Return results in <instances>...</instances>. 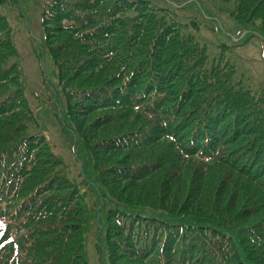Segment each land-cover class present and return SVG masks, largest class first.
Wrapping results in <instances>:
<instances>
[{
  "label": "trees",
  "instance_id": "1",
  "mask_svg": "<svg viewBox=\"0 0 264 264\" xmlns=\"http://www.w3.org/2000/svg\"><path fill=\"white\" fill-rule=\"evenodd\" d=\"M217 1L235 6L244 32L264 37V0ZM51 10L44 26L47 51L61 61L57 116L77 151L91 154L82 160L110 206L107 224L96 208L84 210L45 137L28 134L33 114L0 13V264H88L90 234L105 264H264V93L252 95L234 72L221 87L223 68L206 79L187 62L199 56L198 26L148 0H57ZM116 153L126 159L109 160ZM179 171L191 177L174 187ZM138 183L153 184L167 205L140 211L117 198Z\"/></svg>",
  "mask_w": 264,
  "mask_h": 264
},
{
  "label": "rangeland",
  "instance_id": "2",
  "mask_svg": "<svg viewBox=\"0 0 264 264\" xmlns=\"http://www.w3.org/2000/svg\"><path fill=\"white\" fill-rule=\"evenodd\" d=\"M49 0H22L21 7H10L11 4H7L1 9V12L5 14L14 30V38L18 47L19 57L18 60L23 68L22 84L25 92L28 95V99L34 111L36 112V122L28 125V134L36 135L37 138L40 135L45 136L47 142V149H50L57 155V158L63 160L65 169L68 176L73 177L78 175L79 169L77 162L74 159L71 141L61 131V125L59 119L56 117L54 110L51 107V101L48 98L49 93H54V88L59 89L57 86L58 77L57 70L59 66L56 63H60V60H53L47 51V45L44 37V29L42 24L43 10ZM155 3L162 6H167L173 9L178 16L183 19H189L191 16L196 15L197 19L201 20L199 14H197L194 7L192 8H178L185 0H153ZM197 9L204 7L210 19L201 20L199 23L200 29L194 31V38L197 40V53L198 58L195 59L192 55L189 56L190 61L195 63L196 67L207 79L211 76V73L223 68L224 74L222 75L221 87L224 86V79L230 72L232 80L237 78L240 84L250 91L252 95L259 96L264 91V41L260 40L256 35H252L247 29L244 33H238L239 28L236 19L233 17L235 6L227 4V2H221L222 6L219 12L211 14L208 7H219L213 4L210 0H197ZM201 3V5H200ZM192 6V5H190ZM214 23V25L212 24ZM223 25V31L216 29L218 24ZM243 28V27H242ZM244 30V28H243ZM264 39V37H263ZM206 48L208 53L201 55L199 50ZM55 64H54V62ZM239 72V73H237ZM47 75V78L43 77V74ZM231 76L229 79H231ZM49 77V79H48ZM51 79V83L49 82ZM85 78H83L84 80ZM80 80V79H79ZM78 80V81H79ZM86 81L88 79H85ZM231 80V81H232ZM47 84H46V83ZM95 85L94 83L90 86ZM231 85V83H230ZM205 86V84H204ZM218 86V85H216ZM201 91V89H200ZM198 97L199 100L203 99L207 95V89L202 88L201 94ZM48 102V103H47ZM53 114V115H52ZM68 115H66L67 118ZM70 122L73 119L68 116ZM72 128V126H70ZM73 129V128H72ZM74 130V129H73ZM109 133L106 136H109ZM105 135L96 136L98 140L106 137ZM124 153L109 158L113 162L123 161L126 159ZM167 170L164 169L159 175L157 180L159 183H163L167 179ZM179 176L175 179L173 186L183 185L191 177L190 173L182 175L179 171ZM76 177V176H75ZM151 184V183H150ZM194 185V183L192 184ZM125 187V186H124ZM154 185L146 187L144 183L134 184V186L127 187L124 190V196L117 197L120 200L128 201L130 205H136V210H146L145 208H153L166 206V202L160 203V200L154 196ZM185 193H182V197L178 199V206L183 204ZM152 197L158 201H153ZM153 201V202H152ZM246 201V198H245ZM248 205L245 204V207ZM205 210V211H204ZM202 214L208 215L209 208L204 209ZM173 213H179L173 211ZM185 211V210H184ZM180 214V213H179ZM183 214H191L187 211ZM261 215H255L249 220L236 222L234 233L239 232L242 227L250 225L254 220L258 219ZM90 250L94 254V258H97L96 249L91 239L89 243Z\"/></svg>",
  "mask_w": 264,
  "mask_h": 264
}]
</instances>
